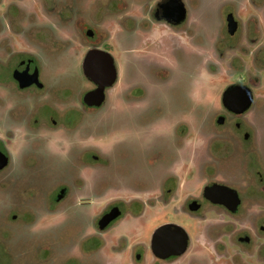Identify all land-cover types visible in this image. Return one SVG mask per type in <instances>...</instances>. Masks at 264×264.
Here are the masks:
<instances>
[{
	"label": "flooded vegetation",
	"instance_id": "af4514ba",
	"mask_svg": "<svg viewBox=\"0 0 264 264\" xmlns=\"http://www.w3.org/2000/svg\"><path fill=\"white\" fill-rule=\"evenodd\" d=\"M162 1L164 0L148 9L142 21L132 16L129 19L131 22L124 26L126 31L119 34L116 43L120 42L122 33L132 37V41L136 43L139 37L144 36V31L157 23L158 26L176 31H187L188 13L182 23L170 22L162 16L159 5ZM228 1L230 5L224 8L223 4L220 9V29L217 31L211 28L209 31L206 51L215 58L209 71L214 75H225L229 81L221 91L219 108L209 115L206 123L203 120L198 122L201 139L204 138L207 142L203 144L202 152L197 150V156L192 162L196 174L193 176L188 173L190 191L183 202L178 200L184 212L204 223H208L210 218H216L211 210H222L225 221L231 226L226 229L209 222L211 231L207 230L205 237L210 235L211 241L208 243L212 246H208V252L215 256L216 261L203 253L198 254V250L189 252L192 242L188 233L187 247L180 253H171L179 250L178 245L160 249L155 246L153 232L148 242L136 240L128 244L126 237H123L120 243L114 245V255H125L119 264H264V0H246L241 8L237 6L240 0ZM246 3L254 5L259 11L258 15L248 14L245 10ZM206 4L207 0H198V28L203 22L202 8ZM10 9L11 7L5 10L6 17L11 20L18 14L19 22H6L2 25L8 32L3 40L4 54L0 57V264H15L13 255L23 256L18 264H60L58 254L64 251L69 252V256L61 264H115L100 252L105 250L107 232L116 223L138 212H134V209L139 205L171 203L172 196L180 188L181 175L174 169L186 159L183 156L186 151H182L186 147L185 126L180 123H185L187 119L177 120L173 125V149L150 159L152 164H156L155 169L140 175H116L122 169L123 159L116 152L104 149L100 142H95L91 131L88 134L84 131L101 127L103 117L97 119L96 115L103 116L108 108L117 107L118 97L112 102L111 94L115 95L119 86L124 88L119 96L126 105L134 106L132 108L143 106L155 90L147 73L138 74L139 69L134 75L123 73L110 48L105 30L85 20L86 23H81V19H77L80 10H68L73 23L57 24L38 21V15L43 12L53 15L58 10L35 8L31 10L33 13H27L26 10ZM241 13L246 18L249 17V21H245ZM60 28L69 30V40L60 38ZM238 34L243 37L240 46L242 49L235 47L233 40ZM19 37L24 42L37 46L40 53L17 47L16 39ZM68 41L85 47L82 59H77L71 52L60 57L58 46ZM93 48L109 51L114 57L116 68L115 81L112 85L105 86L104 100L99 104L86 100V95L99 86L84 69L86 54ZM231 48L235 50V57L231 58L235 72L229 74L226 69L219 72V58L224 55L227 57ZM135 49L126 47L124 51L127 54L135 53ZM65 59L69 61L68 64L62 63ZM231 59L228 60L230 64ZM141 65L144 69L163 74V81L166 83H170L175 71L164 60H152L149 56L144 58ZM73 66L76 68L74 72L71 71ZM134 93L137 94L136 97H133ZM246 93L250 96L248 103ZM143 100L146 102H142ZM250 112L253 113L249 119L247 116ZM108 126L112 124L104 128ZM228 129L234 132L236 138L231 144L225 145L223 141L210 143L206 138L210 132L221 133V130L224 132ZM99 130L102 134L101 129ZM13 139L18 141L17 148L11 147ZM209 143L213 158H218L221 150L225 152L229 147L233 156L239 155V164L252 176V180L249 181L248 178L249 182H246L248 198L259 206V213L254 217L245 216L248 222L246 228H240L236 221L246 206L245 190L240 185L215 178H208L204 183L201 181L203 154ZM60 163L69 164L70 169L59 179L52 174ZM92 166H97L93 169L92 182L89 183L92 195L101 197L105 195L107 188L150 190V199L147 202L137 198L133 201L104 204L102 210H97L90 228L59 230L58 226L65 224L63 221L68 218L64 219L69 211L74 209L82 212L92 203L90 198L81 196L77 203L72 201L67 205L65 215L59 214L60 204L66 200L69 202L74 191L81 190L90 180L87 174ZM238 167L233 163V168ZM237 171L227 172L226 177L234 179ZM44 172H50L46 183L38 178ZM139 177L146 178V181H138L136 184ZM193 178L194 181H191ZM213 184L226 187L230 191L229 196L206 191ZM40 208L48 213L43 219L36 212ZM112 211H117V214L103 226L102 219ZM246 211L249 213L248 207ZM49 217L51 221L49 227H46L43 222ZM59 220L61 222L58 225ZM207 223L206 229L209 227ZM212 228L213 231L219 230L213 232ZM171 238L174 245L181 236L173 231L169 234V243ZM15 239L18 242L16 245L13 244ZM75 250L80 253H70ZM109 260L112 262H107Z\"/></svg>",
	"mask_w": 264,
	"mask_h": 264
},
{
	"label": "rangeland",
	"instance_id": "374dc122",
	"mask_svg": "<svg viewBox=\"0 0 264 264\" xmlns=\"http://www.w3.org/2000/svg\"><path fill=\"white\" fill-rule=\"evenodd\" d=\"M158 1L160 0H38L37 2L36 0H0V57L4 54L3 40H5L8 32L2 25L6 22L16 24L19 22L18 14L12 17L11 20L6 17L7 13L5 10L9 7H11L10 10H26L27 13H33L31 10H35V8L37 10H41V8H43V10L44 8L58 10L53 15L46 12L38 15L40 17V19L38 17V21L57 24L73 23L71 19L72 15L68 10H80L77 14V19H81V23L88 21L91 25H98L99 28L105 30L110 48L113 50L117 64L123 73L134 75L137 69H139L138 74L147 73V77L153 83V86H155V90L149 96L147 102L146 100L142 101L146 102L143 106L132 108L134 106L126 105L119 96L120 93L124 91V88H120L119 86L116 89L117 93L115 95L113 93L111 94L112 102L118 97L116 101L117 107L108 108L103 116L96 115L97 119L103 117L101 127L94 130L90 128L84 131L85 134L91 131V137L95 142H100L104 149L112 151L113 153L116 152L117 155L123 159L122 169L120 173H115L116 175H124V173H138L140 175L141 173H149L151 170L155 169L156 164H152L150 159L152 157L156 158V156L163 151L165 152L166 150L173 149L172 147L175 141V128L173 125L177 120L182 118L187 119L185 123H180L185 126L186 142L184 141V143L186 147L182 149V151H186V154H183L186 159L182 164H178L179 167L177 165V168L174 169L175 172H179L181 175L180 188L175 192L174 196H172L171 203L162 204L158 202L142 206L139 205L134 209V212L135 210L138 212L116 223L110 231L107 232L105 250H101L100 252L102 254L104 253L106 258H111L115 264H119L125 255L120 253H115L114 255L112 247L120 243L123 237H126L128 244H132L136 240L148 242L154 230L164 223L178 224L187 231L192 242L189 252L198 250V254L203 253L208 255L213 261H216L215 256L208 252L210 251L209 247L212 246L208 243L211 241L210 235L205 237L207 230L211 231L209 222H211L210 224L217 223L221 225L222 228L226 229L228 226H231L229 222L225 221L222 210H211L216 218H210L208 223L206 222L209 226L206 229V223L184 212L180 202H183L185 195L190 191L188 187V173L193 176L196 174L194 163H192L197 156L196 152L197 150L198 152H202L204 150L203 144L205 145L207 142L204 138L201 139V131L198 128V122L203 120L206 123L209 115L219 108L221 91L229 81L225 75H214L209 71L215 58H213L212 54H208L206 47L211 28L217 31L220 29L222 16L220 9L222 5L224 4V8H227L230 4L228 0H207L208 4H206V7L202 8L204 9V11H202L203 22L198 28V0H184L188 9L187 31H176L169 27L158 26L157 23L149 30L144 31V36L142 38L139 37L136 43L133 42L132 37H128L126 33H122L120 42L116 43L119 34L126 31L124 29L125 24L131 22L129 19L134 16L137 20L142 21L147 15V10L153 8ZM245 1L246 0H240L237 4L238 8H241ZM245 5V10L248 14L258 15L259 11L254 5L250 3H246ZM241 14L244 16L243 18L245 21H249V17L246 18L247 16L244 13ZM59 31L61 34L60 38H68L69 40L70 32L68 29L60 28ZM16 40L18 42L17 47H24L27 50L40 53L39 48L31 45L30 42H24L20 37ZM233 40L236 43L235 47H240L243 37L241 34H238ZM126 47L136 48L135 53L127 54L124 51ZM213 49H215V47ZM240 49H242V47H240ZM85 50L83 45L71 41L63 45L59 44L58 46L60 57L66 52H71L77 59H82ZM148 56L152 60H164L165 63L174 67L175 71H173L170 83L163 81L164 76L160 72L156 73L151 69H144L142 67L141 64L144 58ZM233 57H235V50L231 48L229 49L227 57L224 55L219 58V72L222 70L225 71V69L226 72L229 70V74L235 72L231 59ZM230 59L231 64L228 62ZM62 63L68 64L69 61L65 59ZM75 70L76 68L73 66L71 71L74 72ZM81 77L83 79L82 75ZM132 95L136 97L137 94L134 93ZM252 113L253 112H250L247 118L250 119ZM111 124L112 126L104 128L106 125ZM214 127L218 128L215 124ZM99 129H101L102 134ZM81 133H83V131ZM206 138L210 143L214 141H223L225 145L236 141L234 132L229 129L224 132L221 130V133L210 132L206 135ZM90 143L93 142L90 141ZM210 143L203 154L204 161L202 160L201 181L204 183L208 178H215L240 185L241 188L245 190L247 198L246 206L241 217L236 221L240 228H246L248 222H246L245 216L250 215L254 217L259 213V206L252 203L248 198L246 182L251 181L252 176L242 168L241 164H239L241 161V159H238L239 155L236 157L233 156V151L229 147L225 152L221 150L218 158H213ZM16 145H18V141L17 139H13L11 147H16ZM233 163L235 166L241 167L235 169L233 168ZM94 168H97V166H92V168H90V175L86 173L87 176L90 177L87 184L82 187L81 190H75L74 194L68 199L70 201H64L59 207L61 208L59 214L65 215V213H67V205L72 201L77 203L78 199L82 196L92 200V203L87 207L88 211L84 210L81 212L74 211V209L69 211L64 219L68 218L63 221L65 224L61 226V220L57 222V224H60V226H58L59 230L61 228L63 230L67 228H74L76 230L89 227L90 222L97 216V210H102L104 204L117 201H133L137 198H142L147 202L148 199H150L149 196L152 194L150 190L134 191L107 188L105 195L101 197L92 195L93 192L91 191L89 183L92 182L91 178L93 171H95L93 170ZM69 169V164L64 163L61 165L60 163L58 169L53 171L52 175L60 179L69 172ZM239 169L241 170L239 171ZM235 170L238 171L235 172L234 179L226 177L227 172H234ZM145 176L147 177L148 175ZM49 177L50 172H44L38 176V178L45 183L49 181ZM248 178L249 181L247 180ZM138 181H146V178L139 177L135 183L137 184ZM191 181H194V178L191 179ZM247 207L249 213L246 211ZM36 212L39 217L41 216V219L45 218L48 214L44 208H40ZM50 221L51 217L44 221L43 225L49 227L48 224H50ZM54 224L55 223H53V225ZM218 230L219 229H215L213 231L212 228L213 232ZM16 243L18 242L15 239L13 244L16 245ZM14 250L19 252L17 248H14ZM70 253L78 254L80 251L75 250ZM58 255V262L61 264L63 260L69 256V252L64 251ZM22 258L23 256L21 255H13L15 264H18ZM30 258L34 261L32 256H30ZM112 260L107 262L111 263Z\"/></svg>",
	"mask_w": 264,
	"mask_h": 264
},
{
	"label": "water",
	"instance_id": "95a60500",
	"mask_svg": "<svg viewBox=\"0 0 264 264\" xmlns=\"http://www.w3.org/2000/svg\"><path fill=\"white\" fill-rule=\"evenodd\" d=\"M162 10V16L173 23H182L188 13V9L184 0H164L160 4ZM84 69L86 74L90 75L96 82L99 83V86L89 92L86 95V100L91 103L99 104L104 100V88L106 85H112L116 78V68L114 65V57L109 51L93 48L88 51L84 59ZM246 103L250 101V96ZM206 191L216 192L219 194H225L226 196L230 194V191L226 187H221L218 184H213L206 188ZM117 211H112L110 214L106 215L101 223L106 225L115 215ZM173 231H176L181 239L177 244H172V239L168 242L169 234ZM154 243L155 246L160 249H166L170 246L176 247L178 245V251L171 253H180L183 251L188 244V235L186 230L178 224L174 223H164L158 226L154 231ZM170 254V252H169Z\"/></svg>",
	"mask_w": 264,
	"mask_h": 264
}]
</instances>
